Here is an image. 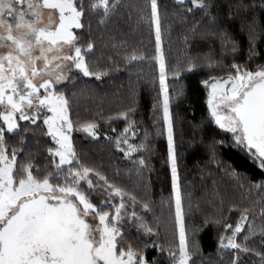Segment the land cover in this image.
I'll list each match as a JSON object with an SVG mask.
<instances>
[{
    "label": "trees",
    "instance_id": "trees-1",
    "mask_svg": "<svg viewBox=\"0 0 264 264\" xmlns=\"http://www.w3.org/2000/svg\"><path fill=\"white\" fill-rule=\"evenodd\" d=\"M157 2L178 182L187 240L194 253L192 260L195 264H232L237 250L220 248V237L231 235V230L225 231L223 224L234 226L240 210L245 207L255 206L259 212L256 201L264 197V191L253 185L264 186V168L246 149L235 146L231 133L215 124L207 107V90L203 82L211 83L212 76H226L232 63L251 71L264 66V7L261 0H209L212 6L205 14L199 9L188 12L175 0ZM188 6L191 7L190 3ZM150 15L149 0H121V6L103 25L99 23V17H87L85 27L73 32L78 36L77 44L82 51L88 43L93 44L85 61L91 70L102 75L99 79L85 77L79 70L72 69L69 78L57 88L71 104L72 143L81 163L97 169L110 182L135 195L134 208L125 197L124 211H135L154 229V234L149 235L126 219L121 227L125 245L131 243L142 250L147 264H172L167 248L174 246L178 253L179 236L167 157L160 72L155 58V28ZM220 30L226 31L235 41L238 49L235 53L228 51L222 55L219 37L208 34ZM250 46H254L256 52L251 59ZM134 52L143 55L144 59L129 62L127 57ZM205 56L221 63L209 69L198 59V67L187 70L190 60ZM130 107L134 111L128 115L134 123L125 133L129 121L119 113L127 112ZM85 122L97 125L95 137L78 130ZM19 123L28 125L27 121ZM38 124L42 125V120ZM30 127L36 128L35 125ZM44 131L46 127L42 126L35 134H26L27 147L20 158L31 152L35 163L43 165L46 162L47 148L55 145L50 137L43 135ZM125 135L129 144L147 147L126 156L116 146L117 138L122 140ZM220 140L224 143H213ZM9 142L14 141L10 139ZM120 147L127 149L128 145L121 144ZM140 159L145 161L143 168L139 165ZM100 191L97 189V193ZM91 199L98 207H109L101 205V197L96 193ZM143 202L149 204L150 210L143 209ZM111 203L118 205L120 198L113 197ZM233 206L235 209L230 211ZM112 211L114 213V209ZM215 219H220L221 224L213 223ZM244 227L247 229V224ZM245 234L246 231L239 234L238 242H243ZM261 241L257 235L247 243L256 251L264 252ZM161 247L165 250L161 251ZM238 264H260V257L255 252L239 253Z\"/></svg>",
    "mask_w": 264,
    "mask_h": 264
},
{
    "label": "snow or ice",
    "instance_id": "snow-or-ice-1",
    "mask_svg": "<svg viewBox=\"0 0 264 264\" xmlns=\"http://www.w3.org/2000/svg\"><path fill=\"white\" fill-rule=\"evenodd\" d=\"M149 2L150 20L155 26V58L159 61L164 95L167 157L175 198V226L179 234L178 253L174 246H169L167 252L172 264H189L190 261L195 264L187 240L178 182L165 62L160 48L159 5L157 0ZM175 3L188 12L199 9L205 14L212 6L209 0H175ZM120 6L121 0H88L87 3L84 0H0V264H147L142 250L131 243L125 245L121 227L126 219L149 235L154 234L153 227L135 211H124L125 197L134 208L135 195L110 182L97 169L81 163L72 143L71 104L57 88L69 78L73 66L85 77L100 78L102 73L91 70L85 61L93 44L88 43L82 51L73 29H83L89 16L99 17V23L103 25ZM261 6L264 7V0H261ZM212 19L214 21L215 17ZM208 34L219 37L222 55L238 50L226 31ZM249 53L251 59L256 54L254 46H250ZM127 59L131 62L144 57L134 52ZM198 59L209 69L221 63L211 56L193 58L188 62V71L198 67ZM210 79V84L208 80L203 83L211 89L207 104L215 124L231 133L235 146L246 149L264 168V66L251 71L232 63L226 76ZM132 111L134 108L130 107L127 112L119 113L129 121L125 133L134 123L128 115ZM41 120L42 125L38 124ZM20 121H27L28 125H21ZM42 126L46 127L43 135L50 137L55 145L47 148L43 165L34 162L31 152L20 158L27 147L26 134H35ZM96 127L95 123L85 122L78 130L95 137ZM10 139L14 142L10 143ZM121 144L128 145L127 149L121 148ZM116 146L126 156L147 147L129 144L126 135L122 140L117 138ZM139 165L145 167V161L140 159ZM253 187L264 191L262 185ZM97 189L101 191L97 193ZM94 193L100 195L101 205L109 206L107 209L92 201ZM113 197L120 198L118 205L111 203ZM256 204L259 205L258 213L255 206L245 207L240 210L234 226L223 224L225 231L231 230V235L220 237V248L237 250L232 264H238L239 253L249 252H255L260 257V264H264V252L256 251L247 243L257 235L264 243V197ZM142 207L145 211L150 210L147 202H143ZM234 209L235 206L230 211ZM212 222L221 224L220 219ZM245 231L243 242H238L237 237ZM164 250L161 247V251Z\"/></svg>",
    "mask_w": 264,
    "mask_h": 264
},
{
    "label": "rangeland",
    "instance_id": "rangeland-1",
    "mask_svg": "<svg viewBox=\"0 0 264 264\" xmlns=\"http://www.w3.org/2000/svg\"><path fill=\"white\" fill-rule=\"evenodd\" d=\"M186 2H187V0H186ZM154 28H155V26H154ZM74 30V29H73ZM70 63V62H69ZM157 64H158V67H159V61L157 60ZM72 69H76L74 66L73 67H71V70ZM78 70V69H77ZM159 72H160V67H159ZM160 74V73H159ZM62 83V82H61ZM60 83V84H61ZM210 84V83H209ZM59 85V84H58ZM204 86H205V84H203ZM206 90H207V100H208V95H209V92H210V87H208V86H206ZM161 93H162V99H163V101H164V95H163V92L161 91ZM207 107H208V104H207ZM209 109V108H208ZM209 113H210V111H209ZM211 115V114H210ZM165 130H166V137H167V128H166V125H165ZM58 159V158H57ZM170 170H171V166H170ZM171 178H172V174H171ZM173 197H174V193H173ZM174 204H175V198H174ZM178 230V229H177ZM178 236H179V234H178Z\"/></svg>",
    "mask_w": 264,
    "mask_h": 264
}]
</instances>
